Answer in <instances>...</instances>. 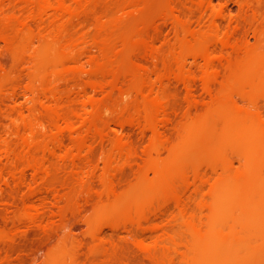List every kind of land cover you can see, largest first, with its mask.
<instances>
[{
	"label": "bare ground",
	"instance_id": "obj_1",
	"mask_svg": "<svg viewBox=\"0 0 264 264\" xmlns=\"http://www.w3.org/2000/svg\"><path fill=\"white\" fill-rule=\"evenodd\" d=\"M100 1H107L103 3L110 5H107L108 7H106L105 10H102V6L96 9V5ZM240 1L242 2V0ZM0 2V15L2 16L0 20V41L4 42L5 45L10 48V51L12 50V57L18 62L20 61V64L14 61L16 62L15 66L16 64H18L17 66H26L25 62L23 64L21 62L24 61L23 58L25 59V57H27L26 55L29 54V58L27 57L29 75L27 77H30V79L28 78V82L31 80V83L28 87L24 86L26 91L23 94L24 96H22L28 104H32V106L29 105L31 106L32 112H29L32 113V117L25 116L26 113H24V111L19 113V117L14 116L17 114V112L15 114V110L20 108V105H23L22 96L16 92V89L10 93L8 91L15 88V86L17 87V85L7 90V93L10 95L5 93V97L9 96L7 100L11 101L10 103L13 104L12 107L15 108V110L12 108L14 115L9 114L12 123L15 125L21 124L20 126H15L17 127L16 129L13 126V130H15L11 131L12 135L17 138V143L20 144V148L18 147L20 151H13L11 149L12 144L9 143L10 141L0 135V160L1 157H6L9 163H13L14 168L21 172V174L18 173L19 171L16 172V175L18 173L21 176V181H19L21 185L17 184L19 182L17 180L18 178L16 179L15 174H13L14 168L12 174L10 172L12 181L15 183L17 180L15 185L24 186L23 183L28 176H26V170L28 171L29 169L33 171V176L37 180L39 178L43 179L44 175H49V173L52 172L51 169H49V166L52 165L51 161V164L49 163L50 157L59 156L63 162L68 160V163L72 161V164H70L74 169L73 165H78L76 163L77 158L75 154H84L88 145H92L89 143L94 142L96 133L98 138L101 137L103 142L105 139L106 142L109 141L108 143H111V146H114V149L118 153L122 155L129 153V155H131L130 152L133 150L132 138L130 139L122 133V129L120 131L119 129L116 130L115 135L110 134L111 136H101L105 134L102 126L101 129L103 128L102 130L104 133L100 129V124H102L101 121L103 120L102 115L104 111L107 113L111 108H109V101H107L108 104L101 103L100 100V103H97L98 99H96V93L94 95L97 101L94 100L93 95H89V91H106L109 94L106 95L104 92V95H106L104 99L106 97H108V99L112 98V96H114L113 93H115V91L118 93L119 91L121 95H118L124 100L126 99V101L128 100L127 98L131 99L132 93L135 92V94H137L136 98L138 103L135 112L132 111L134 114H131L129 118L126 117V119L125 115L127 110L125 111V107L122 112H120L121 109H119L120 111L117 113V109L115 112L110 111V113H112L111 117L113 118L109 124H106H115L118 127L122 126L124 121L126 122V120H129L137 127H142L141 129H143V132H148L146 134L151 133L149 139L150 149L147 151L148 154H146L150 156V158H146L147 160L149 159V161H147L148 173L145 172L147 174H145V176L143 173V178L139 179L135 185L123 192L118 191L119 189H117L116 181L103 178L102 181L105 187V192L104 190L103 192L108 199L111 197H113V199L111 198L112 201L110 200V202L106 198L108 200L106 203H99L97 201V207L100 206V204L102 206H108H105L106 212L103 213L104 215H101L104 211L102 207L103 211H101V216H99L110 219L121 217L127 219L131 218L133 221L132 224L141 229V227L146 226L145 224L143 225V223L149 224L155 219L166 217L171 214V212L173 213V208H177L178 211L176 213H179L178 215L175 213L176 220H171L169 224L171 222L173 223V221H175V225L179 224L182 228L180 233L176 232V235H172L174 232H171V234L170 229L168 230L169 232L164 231V234L162 233L163 235L160 237L157 236V239L159 237L158 241L160 244L162 243L163 246L164 243V246L162 248L159 247L160 244L158 242L159 246L157 244V247L156 245L153 247L158 249L154 250L151 248L153 251L149 250L151 245H149L147 249L145 248L147 247L145 242L144 245L146 246L143 245V241L141 242V240L140 243L139 241L137 242V244L139 243L138 247L140 246V249L146 250V253L143 251L145 255L148 252L147 258H150L149 260H152L155 264H175V260L179 259L176 258V255L181 256V260L179 259L181 264H264V121L259 113L248 111L243 108V106H240L235 99L236 95H240L245 99L246 89H251L250 91H252L264 87V53H258L256 50L254 52L251 49H247L242 53L243 57L241 56V58L240 52L243 50L240 49V47H242L241 43L234 44L230 38L227 40H220L223 50L224 48H232V53L233 50L234 52L235 50L241 51L237 53V55L239 54L237 56L238 58L235 57V59H238L236 62L234 59V61L231 59L233 58L230 57L232 54L230 56L228 55L230 58H226L227 62L224 58L226 64H224L225 66L222 68L226 67V69L224 68L226 71L223 69L224 72L222 74L223 76L225 74L227 77L224 76L226 79L220 82L221 88L216 91L213 89V86H215V82L219 80L218 77L224 78L221 76L222 74L220 75V71H218V67L222 65L216 63H222L223 58H218L219 56L213 54L211 51L212 42L208 40L205 33H199L201 30L199 32L197 31V33H195V31L192 32L191 26H188L190 23L182 26L180 25L181 21L180 23L176 22V17L174 21L176 24L178 23V26L180 25V28L181 26L183 27L181 30L183 29L185 36L183 34V38H181L180 42L177 41L179 42L178 47L175 46L177 48L174 49V45L172 44L171 46L169 45V47L173 46L172 54L170 52V56L168 55V57H171L172 63L168 61L169 64L167 62L168 65H166L164 61L163 65L165 64V67L163 71L155 68L156 71L152 72L153 70L151 68L149 71L143 64V66L138 64L139 61L137 65H135L136 63L134 64L135 67H132L131 70H126L125 54L127 55L128 51L130 52V50H133L132 48H135L136 45L139 46L145 43L146 47L154 43L149 41L150 36H147L149 31L145 30L147 21L151 17L149 15V18H146L143 15L144 12L145 15L146 13L148 14L146 9L154 5L151 0H0ZM158 2L161 4V1L158 0ZM158 2L155 3V5L158 6ZM208 2L212 4L213 0H209ZM99 8H101V11ZM153 8L151 12V9L148 10L151 14L154 12ZM130 9L134 12H131ZM156 9L155 11H158ZM172 9L174 8L172 7ZM128 11L131 13H126ZM123 12L126 13L127 16L130 15L129 19L128 17L127 19L130 20L131 18V22L126 20L123 21L120 16H116L117 13L119 15L121 13L122 16ZM84 13H86V16L87 14H91V18L94 17V20H92L95 21L94 26L96 27V33H94L95 35L91 33L94 36L89 35L92 39L88 41L92 44V47L100 52L98 57H91L92 55L85 51L88 47L86 49H84V47H79L82 44L85 46L84 41H87L85 40L87 32L80 35L77 32L80 27L76 28L75 20H78L80 14L84 15ZM132 13H139L140 19L137 20L135 17L132 18V16H135L134 14L132 15ZM126 14H124L125 19ZM154 16L155 15H153L151 19H153ZM151 19H149V23H153ZM150 26H152V24ZM178 26H174L176 31L178 30ZM35 27L37 29H35ZM36 30H39V42H36L34 39L38 36V34H35ZM83 31L81 33H83ZM144 32L148 40L144 39ZM35 42L36 44L38 43L37 47ZM177 42L175 43L177 44ZM89 43L88 46H91ZM146 48L150 49V47ZM243 48H245V46ZM89 49H91V47H89ZM228 50L227 51L230 52V49ZM21 53L25 54L23 58ZM84 53L86 54L85 56H87V54L91 55L90 58L93 65L90 62L88 69H90L91 66L93 67L90 70L87 68L84 70L83 68H85V66L82 67L80 64V59L82 55L84 57ZM235 54L233 53V55ZM132 55H134V53ZM153 55L156 54L153 53ZM165 56L166 55L161 57L165 59ZM129 57L127 56L126 58L128 59ZM164 59H162V61ZM170 59L168 58V60ZM131 61L133 63L135 60L133 61L131 59ZM129 64L130 63L127 65L129 66ZM189 65L194 66L196 70L197 68L200 70V82H202L201 85H203V92L210 97V101L207 100L209 102L203 105L205 110L202 113L197 112L193 114L189 109L180 125L175 124L179 126L178 135L175 137L176 139H172L168 137L162 129L164 126L168 127L166 125L171 122L169 118L170 115L168 117L166 113L165 105L167 103L169 104V102L166 101L167 103H165L164 101L166 96L164 98V90L162 87L164 82H166L164 81L166 74H174L177 79L182 81L185 85L189 97H187V99L193 102L195 88L193 85L195 84H191V78L195 76L193 72L195 70L192 71ZM124 69L126 72H131L129 77L131 78V82L128 87L127 84H125L126 82H121L123 78L121 77L122 80L119 78V72L124 73ZM0 70L3 72L1 68ZM122 70L124 72H122ZM143 72L145 74H143ZM111 73L114 74V79L110 80V77V83H105L106 81H104V84L99 80V76L106 74L110 75ZM83 74L88 76V78L85 76L87 80L83 79ZM12 75L13 72L9 75L11 81L12 78L10 76ZM7 78L6 80L8 82L5 81L11 83L10 79L8 78V80ZM104 78L106 77L104 76ZM5 81L0 79L1 94L4 93L1 90L7 85V83L6 85L3 84ZM214 83L215 85H213ZM36 84H39V87ZM106 84L107 86L109 84L110 88L109 86L108 88L110 91L104 90L106 89ZM6 88L4 90H6ZM66 94L69 95L67 101H64ZM72 94L75 98H73ZM74 102L79 103L80 107L78 105L79 108L75 107L74 109L72 106ZM104 102H106V100ZM129 102L128 104H130ZM134 102L135 101L131 102L132 106ZM204 102L205 101L202 103L204 104ZM76 103L74 106H77ZM128 104L126 103V105ZM39 105L41 106V110H44H42L43 113L40 114H43L44 118L47 117L48 119L47 126L44 125L46 120L43 122V117L40 119V116L37 118L36 115H34V113L39 114L38 112H41L38 108ZM196 105L198 104L196 103ZM111 106L115 107L114 105ZM132 106L130 105V108ZM23 108L24 107H21L20 109ZM167 108H169V106ZM161 116L164 117L162 120H160ZM76 119H79L78 121H80L82 126V128L79 129H82L83 132H80L79 129L77 130L76 127L78 125L76 126ZM129 121H127L128 124ZM11 132L9 130L8 133ZM0 133L2 132L0 131ZM98 133L102 134L98 135ZM66 135L69 137L70 145L66 144V138H68ZM96 141L101 142L98 139L95 140V142ZM13 146L12 148H15ZM74 151L79 153H74ZM62 161L59 162V167ZM90 161L91 160L88 162L90 163ZM67 162H65V165H68ZM81 162L83 163V161ZM19 165L24 167L23 171H21L22 167ZM83 165L84 164H82V167L81 165L79 166L81 171ZM17 166L19 168L21 167V169ZM72 168L70 166V170ZM79 171L78 169L77 173H79ZM81 171L79 174H81ZM141 173L142 172L139 174ZM149 173H151L153 177H150L148 175ZM79 174L78 176H80ZM0 176L3 177V170L0 171ZM75 176L77 180V175ZM7 177L8 176H6V179ZM13 178L16 180L14 181ZM50 178L51 176L48 179ZM12 181H10V183H5L6 185H11V183H13ZM28 181L29 180H27L26 183H28ZM7 182H9L8 179ZM31 184L33 183L31 182ZM47 186H49L48 183ZM21 187H19V189ZM30 189L33 188L31 187ZM53 189L54 192L59 191L58 188L56 190L55 188ZM37 190L38 189L35 188V190H32L33 194H30V196L29 194L26 195V198L27 196L30 197V199L27 198L26 201L28 199L31 200V196L35 193L37 194ZM50 190L51 189H49L47 193H49ZM42 192L43 191H41V193ZM54 195L56 194L54 193ZM101 196H103V194ZM101 196H99L98 199H101ZM56 197L57 196H55V198ZM58 197H60V195ZM104 199H102V201ZM44 201L47 202L46 200ZM25 202L24 208H26V210L24 211L23 208V213L26 215L23 214V216H27L25 218H29L30 221H32L31 219H33L36 214L30 212L31 209L29 208H32V205ZM109 202L110 204H108ZM194 203L197 207V210L193 207L195 211L191 206ZM29 205H31V207ZM157 205L158 207H156ZM41 206L43 207V205ZM34 207L35 206H33V209H35ZM98 208L100 209V207ZM62 214H64V212ZM176 215L178 217H176ZM144 228L145 227L142 229ZM177 229L179 228L176 227V230ZM130 232H132V230ZM100 233L101 232H99V234ZM99 234L93 232L92 237H94V239L98 238L95 240H100L99 238L102 237V233ZM130 235L128 237H130ZM131 238H133V236ZM180 239L181 243L179 242ZM52 264H54V262Z\"/></svg>",
	"mask_w": 264,
	"mask_h": 264
},
{
	"label": "rangeland",
	"instance_id": "obj_2",
	"mask_svg": "<svg viewBox=\"0 0 264 264\" xmlns=\"http://www.w3.org/2000/svg\"><path fill=\"white\" fill-rule=\"evenodd\" d=\"M151 1H152V4H154V5H151L152 7H150L149 9L148 8L146 9V12H148V14L146 13L147 16L145 15V12L143 15L146 18L147 17L149 18V15L151 18L153 15H155L153 17L154 20L149 18L153 21V23L152 22L149 23V19H148L147 25L145 28L146 31L147 30L149 31L148 35H147V36H150L149 41L154 42V43L150 44V46H148L146 44L147 45L146 47H150V49L148 48L149 51L145 47V43H143L142 45H139V46L136 45L135 48L136 47L137 48L135 49L133 47L132 48L133 50H130V52L126 51L127 52V55L125 54V63H126L125 65L127 66V69L125 67L126 70H129V69L131 70L132 67H135L134 64L136 63L135 65H137V63L140 61L138 64H140V65L143 64L144 66L147 67V69L149 71L151 69L153 70L152 72H155L156 69L163 71L165 64L168 65L169 62L172 63V60L170 59L171 57H168V55L170 52L172 54L173 46L169 47V45L170 46H171V44L174 45V49L178 47V44H179L181 38H183V34H184L183 29L181 30V28H183L182 26H185L188 23H190V24H188V26H191L190 28H192V32L195 31V33H197V31L199 32L201 30L199 33H202V32L205 33L208 40L210 42H212L211 51L213 52V54H215L216 56H219L218 58H223L222 63H220V62L216 63L219 65H222L220 67H218V65H217L218 71H220V75L224 71H226L225 70L226 67H224L225 69L222 68L223 66H225L224 64H226V62H227L226 58L227 57L228 58L233 57L231 59L232 60L234 59L236 62V60H238V59H235V57H237L239 55V54L237 55L239 50H235V52L233 50V53L234 54L236 53L235 54L236 56L233 55V53L231 52L232 48H228V49H230L231 53L228 52L229 51L228 49L224 48V50H223L222 49L223 47H221L222 45L220 44V40H227L230 38V40L232 39L231 41H232V43L234 42V44L241 43L242 47H240V49H243L244 51L243 50L242 51L240 50L241 52L239 51L241 53L240 57L242 56V53L245 52L247 49H249V50L251 49L254 52L256 50V52H258V53L259 52L264 53V0H242L243 3L240 0H213L212 4H210V2H208L209 0H159V1H161V4H160V2H158V0H154L155 2L153 0H151ZM103 2H107V1H100L99 3H101V4L98 3L96 5V9H98L97 7L102 6V10L103 9L105 10L106 7H108L107 5H110V4L106 5V3H103ZM157 2L159 4L158 6L155 5V3H157ZM153 7L155 9L157 8L156 10H158V11H155V9ZM172 7L174 9H172ZM152 8L154 11V12H152L153 15L150 13L152 11ZM100 9L101 8H99V10ZM148 10H150V12ZM130 11H131V9H130ZM130 11H128L126 13H129ZM131 12H134V11L132 10ZM126 13L123 12L122 16H121V13H120V15L117 13L116 16L117 17L120 16L123 19V21L126 20V21L131 22L132 21L131 18H130V20H128L130 17V15H129L130 13L128 14L129 16H127ZM0 14H1V12H0ZM85 14L86 13H84V15L80 14V17H78V20H75L76 28L80 27L77 30V32L80 35L85 34L86 32L90 33V34L86 33L85 40H87V41L83 40L85 42V46L82 43L81 44L83 46L81 44H80L81 46H79L80 48L84 47V49H86L88 47L87 50H85V51L89 52L92 55L91 56L90 54H87V56H85L86 55L85 54L86 52H85L84 57H83V55H82V58L80 57L81 58L80 59L81 66L82 67L85 66V68H83L84 70H86V68L87 69L89 68V64L91 62L90 56L91 57H93V56L98 57V55L100 53L98 50H96V48L92 47L91 43H89V41H91L90 39H92L89 37V35L91 36L92 35L91 33H93V34L96 33V27L94 26L95 21H93L94 17L91 18L92 17V16H90L91 14L90 15L87 14V16ZM124 14H126V16H125L126 19L124 18ZM133 14L134 13H132V15ZM134 15L135 16H132V18L135 17V19H137V20L140 19L139 13H135ZM83 16H85L86 18ZM81 17H83V18H81ZM127 17H128V19H127ZM175 17H176V22L180 23V21H181V23H180V25H182L181 28H180V25L178 26L177 25L178 23L176 24V22L174 21ZM1 18H2V16L0 15V20H1ZM201 18H203V19H201ZM177 19H179V20H177ZM81 20H82V22H81ZM202 20H203V22H202ZM79 21H80V23H79ZM133 21H134V19H133ZM200 22H202V23H200ZM77 23L79 26L77 25ZM149 24L150 25L152 24V26H150ZM174 26L175 27L178 26V28H177L178 32L176 31V28ZM81 28L84 31L85 30L86 31L84 32ZM35 29H37V28L35 27ZM38 31L39 30L35 31V34L36 35L38 34V36H36L35 34L34 35L36 37L34 38V36H33V38L35 39L36 42L37 41L39 42V38H40ZM82 31H83V33H81ZM146 34H147V32H146ZM94 35H92V36H94ZM143 35L145 36L144 39L148 40L147 39L148 37H146L145 32ZM184 36H185V34H184ZM177 41H179V42H177ZM217 41H219V42H217ZM36 42H35V45L37 47L38 43L36 44ZM175 42H177V44ZM236 42H238V43H236ZM88 43L91 46H88ZM86 44H87V46H86ZM4 45H5V43L0 41V68L3 70V72H1V70H0V72H1L0 76L2 78H5L6 76L9 78V75L12 74V72H13V75L10 77L12 78V81L14 83L11 81L10 78L9 79H10L12 84L10 82L7 83L8 82L6 80L7 77L5 79H2L0 77L1 80L7 81V82L6 81L3 82L4 85H6V83H7V85L3 88V90H1L4 93H2V94L0 93V101H1V103H0V106H1V108H0V123H1L0 124V131L2 132V133H0V135L4 138H7V140L10 141L9 143H11L12 146L15 145L13 147H15L16 149L12 148V146H11V149L13 151L14 150L20 151L19 150L20 144L17 143V141H16L17 138L14 135H12V132H11V131H14L17 128L15 126H18L19 124L18 125L13 124L10 117H9V114L14 115V113L12 112L13 111L12 108H14V107H12L13 104L10 103L11 101L7 100V99H9L8 98L9 96L7 95L8 97H5V93L9 94L10 92L15 91L14 89H16V92L19 93V95L21 94V96L25 93L26 89L24 86L28 87L29 84L31 83V80L28 82L30 77H27L29 75V69H28L29 67L27 65V60L29 58L28 57L29 54L26 55L28 58L25 57V59H24L23 57L25 54L21 53V55H23L22 58L24 60V61L21 60L22 61L21 63L23 64L25 62L26 66H22V65L20 66L19 65L20 66L19 67L17 65L20 64L19 63L20 61L18 62L17 60H15V58L12 57V55H11L12 50L10 51V48L7 45H5V46ZM175 46H177V47H175ZM244 46H245V48H243ZM36 47H34V48H36ZM89 47H91L92 51H91V49H89ZM138 47H139V49H138ZM9 52H11V53H9ZM131 52H133L134 55H132L133 53H131ZM153 53L156 55H153ZM128 54L130 55V57ZM226 54H227V56H226ZM164 55H166L165 59L163 58ZM228 55L229 56L231 55V56L229 57ZM127 56L130 59L129 58L127 59L126 58ZM132 56H133V58H132ZM161 56H163V57H161ZM167 57L170 60H168ZM158 58H160V59H158ZM224 58H225L226 62H224ZM131 59L133 61L134 60L135 61L137 60V61L136 62L134 61L132 63ZM162 59H164V60L162 61ZM14 61H16L18 63V64H16V66H15L16 62H14ZM164 61H165V64L163 65ZM167 62H168V64H167ZM128 63H130L129 66L127 65ZM91 64H92V62H91ZM162 65H163V67H162ZM190 66H192V65H189V68L192 71L195 70V71H193L195 76H193L191 78V80H192L191 84H195V85H193V87L195 86L194 93H193V102H191L190 99H187L188 94H187V90L185 88V85L182 83V81L177 79V77L174 74H171L172 76L170 74H166V78H165L166 80L164 79V81H166V82H164V85L165 84L166 85L165 86L163 85V87H162L164 90V92H163L164 98L166 96L164 101H165V103L169 102V104L168 103L165 104L166 105V113H167L168 117L170 115L169 118L171 119V122L166 125L168 127L164 126L162 129H163L164 133L172 139H176L175 137H177V135H178V127H179L176 125H180L181 121H183V119H184L186 112L190 109L193 114L194 113L196 114L197 112L202 113L205 110V107L203 105H205L206 102L210 101V97L203 92V85H201L202 82H200L201 81L200 70L198 68L196 70V68L194 66H192L194 68L193 69ZM92 67L93 66H91L90 69H92ZM90 69H88V70H90ZM125 69H124V71H125ZM223 69H224V71H223ZM27 71H28V73H27ZM124 71L122 70V72H124ZM227 72H228V70H227ZM143 74H145V73L143 72ZM107 75L108 74L99 76V80L102 81L103 83H104V81H106L105 83H107V82L110 83V80L114 79V74L111 73L110 75H108V78H107ZM130 75H131L130 71H128V72L125 71L124 73L119 72L120 80H122V78L124 80V81L122 80L121 82H124V83L126 82L125 84H127V87L130 85V82H131V78H129ZM167 75H169L171 77H169ZM173 75H174V78H173ZM85 76H86V74L84 75L83 79L87 80L88 76H86L87 78ZM102 76H103V78H102ZM104 76L106 78H104ZM221 76H223V74ZM224 76H225V74H224ZM100 77H101V79H100ZM110 77H111V79H110ZM225 77H227V76H225ZM225 77L224 78H221L220 76L218 77L219 80L215 82L216 85H215V83L213 84L217 87V89H216V87L213 86L214 90H216V91L220 90L219 89V88H221L220 82H223L226 79ZM125 78H127V79H125ZM107 79L108 80L110 79V80L108 81ZM154 79H155V77H154ZM193 79H195L196 81ZM217 82H219V83H217ZM36 83H38V82H36ZM180 83H182L183 85ZM217 84H220V85H217ZM15 85H17V87ZM36 85H38V87H39V84H36ZM13 86H15V88H13ZM108 86H109V84H108ZM108 86L106 84L105 85L106 89H104V90L110 91V89H109L110 86H109V88H108ZM11 87L13 89H11ZM22 87H24V88H22ZM5 88H6V90H4ZM22 89L23 90L25 89V90L23 91ZM7 90H10V91H8L9 93H7ZM250 90L249 89L245 90V99L242 98L240 95H236L235 99L240 104V106H243V108L247 109L248 111H254V112L259 113L260 117L264 121V87L260 88V89L252 90V91H250ZM101 91H103V90H101ZM20 92H22V93H20ZM98 92L99 91H97V92L89 91V95L90 96L93 95V98L95 101H97L96 99H98L97 103H100V101H101V103L102 102L106 103V104L109 103V105H110L109 108H111L110 109L111 112H115L116 109H117L116 113L118 111H120L119 109H121L120 112H122V111H124V107H125V111L127 110L125 118L126 117L129 118L131 114L132 115L134 114V112L136 110L137 103H138L137 98H136L137 94H135V92L132 93L131 99L127 98L128 102L129 101H131V102L135 101L133 103L134 104L133 106H132L131 102H129L130 104H128L126 99L124 100L121 96H119V95H121L119 93V91H118V93L115 91V93H113L114 96H112V98H110V99H108V97H106L104 99V96L109 94L106 91L99 92V94H98ZM104 92L106 93V95H104ZM94 94L97 96V98ZM68 95L67 94L65 95L64 101L65 100L67 101ZM116 95H117V97H116ZM23 96H22V101H23L22 104L24 106L23 105H20V106L24 107L25 109L24 108L20 109L21 108L20 107V108L15 110V108H14L15 114L17 112V114L14 116L19 117V115H20L19 113L21 111H24V113L27 114V115L25 114V116L32 117V113H31L32 112L31 111L32 104L31 103L28 104L25 101V99L23 98ZM72 96H73V94H72ZM73 98H75V96H73ZM105 100H106V102H104ZM207 100H209V101H207ZM107 101H109V102L107 103ZM194 101H195V104H194ZM203 101H205L204 104L202 103ZM75 103L76 102H74L73 105L71 104L73 106V108L74 109H75V107L79 108L80 107L79 103H76L77 106H74ZM126 103L129 105V108H128V105H126ZM190 103L191 104L193 103L194 105L193 104L191 105ZM196 103L198 105H196ZM200 103H202V104H200ZM29 105H31V106H29ZM78 105H79V107H78ZM111 105H114L115 107H113ZM130 105L134 108L133 109L131 107L133 110L130 108ZM27 106H28L29 110H28ZM168 106H169V108H167ZM40 107L41 106L39 105L38 108L41 111V112H38L39 114L43 113L42 112L43 109L41 110ZM167 109L169 112L167 111ZM128 110H130L131 112ZM29 111H31V112H29ZM110 111H108L107 113H106V111H104V113L106 115L103 113V115H102L103 120L101 121L102 124H100V129L102 126L104 128V129L103 128L102 129L105 131V134L98 133V135L102 134L101 136H104V135L105 136H111V135H115L116 130L119 129V131H120L122 129V131H121L122 133H124L130 139L132 138L131 140H132V149L133 150H131V152H130L131 155H129V153H126L123 155L118 153L114 149V146H111V143L110 144L108 143L109 141L106 142V139H105V141L103 142L101 137L98 138L97 133H96V138L98 140H100L101 142L96 141V142H98V143H96L95 140H97V139L95 138L93 143L92 142L89 143L92 145H90V146L88 145L89 149L87 147L86 148L87 150L84 151V154L79 153L77 151H74V153L81 154V155L75 154V157L77 158L76 163L78 164L77 166L73 165L75 170L72 168V165H71L72 161L70 162V160H69V162L71 164L67 162L68 160L65 161L69 165L68 166V165H65L66 163L63 162L59 156H58L59 160H58V157H53V158L48 157L49 163H50V161L52 163V165L49 166L50 167L49 169H51V171H52V172H50L52 175L49 173V175H47V176L44 175L43 179L39 178L37 180L33 176L34 173L32 170H30V169L28 171L26 170V172H27L26 176L28 175L27 176L28 179L26 177V181L27 180H29V181H28V183H26V181L23 183V181H22V183L24 184V186L22 184L23 187L18 186V185H21V182H19V181H21L20 170H16V168H14V164L11 162L9 163V160H7L6 157H4V156H3L4 158L1 157V160H0L1 161L0 162V169L1 170L0 171L3 170V177L0 176V264H52L53 262H54V264L55 263L56 264L57 263L58 264H153V263L155 264V262H152V260L151 261L149 260L150 258H147L148 252L145 255L146 250H144L142 248L140 249V246L138 247L140 240H141V242L143 241L142 242L143 245L145 243L147 244V247H145L147 249H148V246L151 245L149 247L150 248L149 250L153 251V249L154 250L158 249V248H156L157 244L159 242L158 240H159V237L164 234V231L169 232L168 230L170 229L171 230L170 233L174 232L173 234L171 233L172 235H174V234L176 235V232L180 233L182 231V228L180 227L179 224L175 225V221H173V223L171 222L169 224V222L171 220H176L175 213L178 211L177 208L176 209L173 208V210H172L173 213L171 212V214H169L170 216L168 215L166 217H162L163 219L160 217L158 219L153 220L149 224L143 223V225L144 224L146 225V226H143V227H145L144 229H142L143 227H141V229H140V228L136 227L134 224H132L133 221L131 220V218L127 219V218L121 217V218H117V219H110L107 217L105 218L103 216L100 217L101 215H104L103 214L104 212H106L105 211L106 205L102 206L100 204V206H98V207H100V209H99L97 207L98 204H96L97 201L99 203L100 202L106 203V201H108V200L112 201V199H113V197H111L112 199L111 198L108 199V197H106L104 194L105 187H104V184L102 181L103 178H109V179L116 181V186L118 187L117 189H119L118 190L119 192L126 191L131 186L135 185L139 181V179L143 178L146 173H148L147 161H149V159L147 160L146 158H148V157L150 158V156H148L146 154H148L147 151L150 149V140L149 139H150L151 133L149 132L150 134H146L148 132H143V129H141L142 127L141 128H140V126L137 127L136 125L131 123L129 120H126L127 118L125 119L126 122L124 121V124H123L124 126L122 125V126L117 127L115 124L114 125L113 124L107 125V124H109V122L113 118V117H111L112 113H110ZM132 111H134V112H132ZM39 114L34 113V115H36L37 118L40 116V119H42V117H43V119H42L43 122H44V120H46V122H44V125L47 126L48 125L47 117L44 118L43 114H40V115ZM127 114H129V115H127ZM161 117H160V120H162L164 118L163 116H161ZM76 120H77V122H76ZM76 120H75V122L77 123L76 126L78 125L76 128L78 130L79 128H82V126H81L80 121H78L79 119H76ZM127 121H129V124ZM78 123H80V124H78ZM13 126L15 128L14 130H13ZM115 128H117V129H115ZM9 130L11 133H8ZM79 131L83 132L82 129L81 130L79 129ZM104 131H103V133H104ZM141 131H142V133H141ZM6 134H10V135H6ZM143 134H144V136H143ZM67 139H68V141H67ZM68 142H69V144H68ZM66 144L70 145L69 137L66 138ZM134 153H135V155H134ZM0 156H1V152H0ZM80 156H81V158H80ZM55 158H57V159H55ZM78 158L80 159V161ZM83 159L86 161H84ZM88 159L91 160L90 163L88 162L89 161ZM77 160L79 161L80 164L78 163ZM60 161H62L60 163L61 165H63V164L65 165V166L60 165V167L65 172L59 167ZM81 161H83V163ZM82 164H84V165H83V168L81 171L79 166L81 165V167H82ZM89 164H91V165H89ZM19 166H21V165H19ZM70 166L72 168L71 170H70ZM21 167H22V169H21ZM21 167L20 168L18 167V168L21 169V171H23L24 167L23 166H21ZM76 167H78V168H76ZM13 168H14V170H13ZM78 169L81 171V174H79L80 171H79V173H77ZM83 169H84V171H83ZM72 170H73V173H72ZM17 171H19L18 173H20V174L17 173V175H16ZM66 171H68V172H66ZM74 171H76V172H74ZM4 172H5V174H4ZM10 172H11V174H12V172H13V174H15L16 179L18 178L17 179L19 182V183H17L18 185H15V183L17 181L16 179L13 178L14 181L16 180L15 183L12 181V177L10 176ZM140 172H142V173L139 174ZM75 173H77V174H75ZM72 174H74V175H72ZM78 174L80 176H78ZM75 175H77V180L75 179V177H76ZM148 175L150 177H153V175L151 173H149ZM6 176H8L7 179L9 182H7ZM50 176H51V178L48 179ZM4 178H5V180H4ZM78 178L80 181L78 180ZM9 179H11V180H9ZM10 181H12L13 183H11V185L10 184L6 185V183H10ZM30 181L33 184H31ZM34 183H35V185H34ZM47 183L49 186H47ZM102 184H103V186H102ZM25 185H28V186H25ZM30 186L34 190L36 188L40 191H38V190L36 191L38 194L37 195L35 193L37 196L34 194L36 197L34 195L31 196L32 201L29 200L30 197H28V196H27V198H29V199L26 201V199H27L26 195L29 194V196H30V194H33L32 193L33 189H30L31 188ZM45 186H47L49 188H47ZM50 186H52V187H50ZM19 187H21V188L19 189ZM28 187H29V189H28ZM56 187L58 188L59 191L54 192L53 188H55V190H56L57 189ZM49 189H51V190L49 191V193H47V191ZM103 190H104V192H103ZM41 191H43V192L41 193ZM38 192H40V193H38ZM54 193L56 195H54ZM57 193H58V195H57ZM102 194H103V196H101ZM59 195H60V197H58ZM55 196H57V197L55 198ZM99 196H101L102 198L98 199ZM104 197H105V199H104ZM39 198H41V199H39ZM102 199H104V200L102 201ZM42 200L43 201L46 200L47 202H45V201L44 202L47 204H45ZM24 202L32 205V208H29V209H31L30 212H33L36 214V216H35L32 213L34 215V218L31 219L33 222L30 221L29 218L28 219L25 218L27 216H23V214H25V213H23ZM110 202L108 204H110ZM44 204L46 205V207ZM31 205H29V206L31 207ZM41 205H43V207ZM33 206H35L34 207L35 209H33ZM191 206H192V209L194 211H195V209L197 210L195 203L192 204ZM25 207H26V204H25ZM102 207H103L104 211L102 210ZM106 207H108V206H106ZM156 207H158V205ZM25 210H26V208H24V211ZM62 210H63L64 214H62L63 213ZM99 211H100V213H99ZM101 211H103L102 214H101ZM178 213H176V214L178 215ZM177 215H176V217H178ZM35 219H36V221H35ZM28 220L30 222H32L33 224L30 223ZM176 222H178V221H176ZM174 225L179 229L176 230V227ZM152 228H154V229H152ZM129 230L130 231L132 230V232H130ZM93 232H95V233L97 232L98 234H99V232L102 233V237L99 238L100 240H95L98 238L94 239V237H92ZM129 232H130V234L131 233L132 234L130 235ZM129 235H130V237H128ZM132 236H133V238H131ZM157 236H159L158 239H157ZM138 241H139V243L137 244ZM179 242L181 243V239L179 240ZM159 244H160V242H159ZM159 244H158V246H159ZM155 245H156V247L153 248ZM144 246H146V245H144ZM163 246H164V243H163ZM163 246L161 243L159 247L162 248ZM182 247H183V245H182ZM151 248H153V249H151ZM157 252H159V251H157ZM178 256L179 255H176V258L177 259L179 258L181 260V256H179V257ZM179 259L175 260V261L177 263L181 264ZM176 262H175V264H177Z\"/></svg>",
	"mask_w": 264,
	"mask_h": 264
}]
</instances>
